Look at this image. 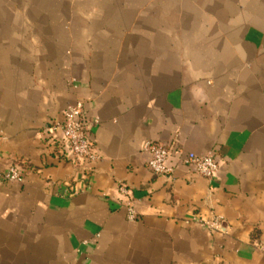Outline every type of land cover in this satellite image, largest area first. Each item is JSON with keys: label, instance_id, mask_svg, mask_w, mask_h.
<instances>
[{"label": "crops", "instance_id": "1", "mask_svg": "<svg viewBox=\"0 0 264 264\" xmlns=\"http://www.w3.org/2000/svg\"><path fill=\"white\" fill-rule=\"evenodd\" d=\"M78 102L96 163L74 164L54 129ZM150 142L173 149L171 179ZM13 165L24 184L2 181ZM215 216L219 231L195 222ZM255 242L264 0H0V264H264Z\"/></svg>", "mask_w": 264, "mask_h": 264}, {"label": "built area", "instance_id": "2", "mask_svg": "<svg viewBox=\"0 0 264 264\" xmlns=\"http://www.w3.org/2000/svg\"><path fill=\"white\" fill-rule=\"evenodd\" d=\"M97 122H90L84 115V103L78 102L69 107L64 115V121L54 129H60L66 144V154L74 164L80 165L83 162L96 163L100 160L99 152L90 135L92 125ZM53 129V127H52ZM146 152L150 153L151 158L148 163L150 171L159 177L171 179L173 169L168 166V161L173 155L171 147L162 146L156 143H147ZM184 164L193 168L195 172L206 179H213L219 171L217 160L213 155L206 157L196 154H189L184 160ZM4 183L24 184L25 176L19 166L13 165L1 174ZM119 192L123 197L128 196V186L121 184ZM127 217L130 221L137 220V212L133 203L126 206ZM202 228L215 232L223 226V219L215 216L211 220H195ZM256 250L264 254V242H255Z\"/></svg>", "mask_w": 264, "mask_h": 264}]
</instances>
